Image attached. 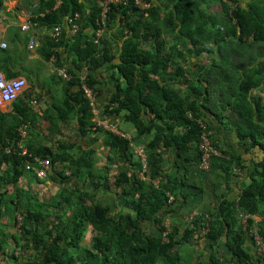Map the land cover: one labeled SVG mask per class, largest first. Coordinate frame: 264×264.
<instances>
[{"label": "trees", "instance_id": "1", "mask_svg": "<svg viewBox=\"0 0 264 264\" xmlns=\"http://www.w3.org/2000/svg\"><path fill=\"white\" fill-rule=\"evenodd\" d=\"M3 1L0 0V9ZM56 1L22 0L23 8L36 17L33 21L40 27L48 32L54 26L62 28L58 41L50 34L44 37L39 56L45 61L53 56L60 64V53H65L72 59L73 68L68 69L70 79L63 84L61 99L42 118L29 106L30 91L12 103L11 115L0 114V221L6 218L17 227L11 233L0 222V261L4 259L11 264H264V258L250 250L254 226L264 241V144L259 141L264 136V105L254 100L252 103L248 95L250 89L264 81L250 82L246 74L245 79L239 76L233 79L224 64L229 59L246 62L264 58V47H261L264 46V0L249 4L244 0H145L151 5L145 10L134 6L131 0L127 7H110L105 34L97 44L93 37L101 11L98 1L103 0H60L55 7ZM214 5L220 6L219 14L209 12ZM75 14L79 15L74 21L78 31L69 35L64 22ZM215 52L224 63L213 59L208 66L195 65L192 72L184 67L186 58L198 61L204 54ZM114 60L117 63L113 64ZM105 63L123 79V83L117 80L106 113L110 116L123 112L137 136L149 137L144 148L145 168L139 157L135 160L128 139L110 131L92 129L93 114L81 86L94 89L95 70ZM240 66V71H244V65ZM14 76L16 73H7L6 77ZM204 111L217 116L226 111L238 115L244 126L238 132L239 137L250 138L254 145H259L263 156L251 168L242 166L234 158L240 168L247 170L249 180L238 198L223 197L213 212L193 216L190 227L182 231L165 227L163 218L167 211L164 208L169 206L168 194L174 192L176 182L166 177L154 184L161 176L164 150L174 148L178 155L194 151L200 164L201 129L197 121L204 122L210 130L202 120ZM72 116L77 118L82 137L91 142L98 140L97 136L91 138L92 134L103 137L102 146L109 150V155L101 169L96 168L94 149L78 147L80 153L70 154L62 144L57 148L35 145L41 137L32 128L40 119L54 129ZM23 124L29 126L27 138L22 142L26 154L5 153L4 148L17 146L18 128ZM211 144L218 149L212 141ZM34 156L49 159L51 166L59 163L71 174L58 173L63 187L43 202L18 186L19 178L25 174L26 166L32 164ZM139 172L143 178L138 177ZM72 179L75 184L69 185ZM51 180L55 182L56 178ZM88 183L94 189L119 190L118 196L127 212L114 218L109 206H103L95 200V195L82 189ZM244 217L246 227L242 223ZM148 221L158 226L157 234L145 231L143 223ZM205 223L207 231L202 233ZM87 229L92 236L89 245L84 247ZM164 233H167L165 240ZM196 234L202 236L208 251L191 246ZM10 242L14 249L8 251ZM181 246L190 248L187 258L182 255ZM25 249L30 252L15 254L16 250Z\"/></svg>", "mask_w": 264, "mask_h": 264}, {"label": "crops", "instance_id": "2", "mask_svg": "<svg viewBox=\"0 0 264 264\" xmlns=\"http://www.w3.org/2000/svg\"><path fill=\"white\" fill-rule=\"evenodd\" d=\"M252 1L253 0H244L247 4L252 3ZM30 16H32V22L35 23V25L23 31L21 25H23ZM35 18L33 14L23 8L22 0L3 1V6L0 9V44L5 43L6 48H1L0 46V73H2L5 78H7V73H16V76L13 78L25 79L26 87L16 101L23 98V93L25 91H30L29 101L35 100L37 104L36 107H33L29 102V106L34 113L42 118L44 112L49 113L52 111L54 103H57L61 99L63 84L70 79L68 69H72L73 65L71 63L72 59L67 57L65 53H60V64H57L58 62L53 56L49 61H45L39 56L38 49L42 40L49 32L34 22L33 20ZM31 39H33L36 44L32 51L28 50V43ZM146 48H149V44ZM4 51L8 53L5 55ZM256 51L257 49L254 48V52ZM220 57L219 53L215 52L213 54H204L198 61L194 58H189L187 61L186 58L184 67L186 69L188 67L192 72L195 69V65L208 66L213 59H216L219 63H224L225 61H221ZM115 63L117 62L114 60L113 64ZM224 64H227L226 67L230 70L233 79L238 76L241 79H245L246 74L250 82H257L262 79L264 81V58L262 57H259L258 60L255 59L246 62L231 61V59H229ZM241 64L244 65V71H240ZM60 68L65 69L68 73L67 80L61 78L57 74V69ZM77 74H80V72H77ZM94 74L97 79L95 90L92 88L96 93V115H93L92 121L94 123L95 121H106L120 133V136L128 139L130 141L129 146L131 152L134 154L136 160V157H138L136 152L139 149H143L144 151L146 144L150 140L149 137L144 135L137 136L135 129L125 121L123 112L110 116L106 113V107L110 105V99L116 90L115 84L117 80L123 83V79L117 73L116 69L110 67L109 63H105L97 68ZM248 95L252 103L254 100L257 101L259 105H264V84L250 89ZM12 113V103L0 105V114L11 115ZM202 120L209 125L212 143L219 150L228 153V155L221 154L219 157L211 158L209 168L203 169L200 167L194 151L178 155L174 148L164 150L161 176L154 181V184L157 185L159 181L165 180L166 177H170L171 180H175L176 182L174 192L168 194V199L169 197L173 198L172 202L169 203L168 207L164 208V210L167 211L163 218V226L165 227H176L182 231L190 227L195 214L213 212L218 202L223 197H229L230 199L238 198V195L241 193V188L249 182L247 170L245 168H240L239 165L242 164V166L244 165L245 167L251 168L256 162L260 161L263 156L259 145H254L250 138L243 139L239 137L238 132L243 131L244 126H242V120H239L238 115H233L232 113L230 114L229 111H226L220 116H217L215 113L204 111ZM25 125L26 133H28L29 126L27 124ZM35 126L36 127L32 128V130H38L41 137L39 143L35 142L36 146L40 144V146L57 148L62 144V148H66V151L70 154L80 153V151L78 152V147L82 149H94L96 168L101 169L107 164L106 158L107 155H109V150L102 146L103 137L99 134H92L91 138L94 136L98 137V140L93 142L89 141L87 137H82L78 131L76 116H72L65 122L59 123L54 129L43 119H40ZM97 129L104 130L103 128H96V130ZM25 138H27V134ZM24 139L21 140L20 138L23 149H25L22 144ZM259 141L264 144V136L260 137ZM59 151H62V149H59ZM236 157L239 159V165L234 161ZM30 165L31 164H28L26 166L27 169L25 174L19 178L18 186L24 191L31 193L33 196L53 189L55 193L51 194V196H55L59 189L63 187L58 181V173H63L65 176L71 175L67 168L56 163L54 166H50V170L45 179H39L33 174V171L38 165ZM51 177L56 178L55 182L51 180ZM138 177L143 178L141 172L138 173ZM70 184H75L74 179L71 180L69 185ZM82 189L86 190V192L91 195H95V200L103 206H109L110 214L114 218L120 213L127 212L128 210L123 206L122 200L118 196L119 190L116 188L111 187L105 189L99 187L98 189H94L92 184L88 183V185L83 186ZM39 201L43 202L41 200ZM0 222L2 225L4 224L7 229L12 228V224L9 223L8 220H6V222ZM15 228L17 227L15 226ZM143 228L147 233L152 235L157 234L159 230L158 226L150 221L143 223ZM87 231H89V229H87ZM200 234H196L192 238L191 246L193 247L196 245L194 249L198 251L204 248L205 251H208V245ZM250 243V250L255 253L251 238ZM218 252L220 255L222 254L221 251Z\"/></svg>", "mask_w": 264, "mask_h": 264}, {"label": "built area", "instance_id": "3", "mask_svg": "<svg viewBox=\"0 0 264 264\" xmlns=\"http://www.w3.org/2000/svg\"><path fill=\"white\" fill-rule=\"evenodd\" d=\"M130 1L131 0H103V1H98L99 6L101 8V11H100V15H99L98 19L96 20V28H95L94 37H93V42L95 44H97L99 39L104 35L105 29H106L107 14H108L110 7L113 5H122V6L127 7L130 4ZM132 2L134 3V6L139 7L140 9H143V10L148 9L151 6L145 0H132ZM60 3H61V1L57 0L55 7H57ZM144 15L146 16V14H144ZM78 18H79L78 14H75L74 17L66 18V20L64 22V26L68 27L69 35H74L75 33H77L78 25L76 23H74V21ZM33 25H35V23L32 22V16H30L29 19L23 25H21V29L23 31H26L29 28H31ZM61 31H62L61 26H54L49 31V34L54 41H58V39L61 35ZM0 46H1V48H6L5 43H1ZM35 46H36L35 41L33 39H31L28 43V50L32 51L35 48ZM57 74L65 80L68 79V73L63 68L57 69ZM25 87H26L25 79H23V78L7 79V78H5V76L2 73H0V105L15 102ZM81 90L83 91L85 97L88 99V104H89V107L91 109L92 114L96 115V110H95L96 93H95V91L91 87H88L87 85H82ZM30 104H31V106L36 107L37 103L35 100H32V101H30ZM197 122L199 124L200 129H201V138H200V143H199L200 167H202L203 169H208L209 165H210L211 158L221 156V152L212 146V144H211V131L208 129V126L200 120H198ZM96 128H103L104 130L111 131L114 134L118 133L115 130V128H113L109 123H107L106 121H103V120L95 121L94 127L92 129L94 130ZM18 133H19V137L21 138V140L25 138V136L27 134L25 124L22 125L18 129ZM119 134L120 133H118V135ZM21 140L17 143L16 147H13V148L6 147L4 149L5 153L15 154V153H17V151H19V153L21 155L26 154V150L22 148ZM136 155L139 157L140 162L143 164V167H145L146 157H145L143 149H139L136 152ZM32 164L38 165L34 171L32 169L35 177H37L39 179H45L47 177L49 170H50V166H51L50 160L49 159L42 160L39 157L34 156ZM172 199H173L172 197H169L168 204L170 202H172ZM244 218L245 219H243L242 223H243L244 227H246L247 226L246 217H244ZM17 219L20 221V217H18ZM205 219L207 220V215H205ZM255 219H256V221L259 220L258 217H256ZM206 231H207V227H206V223H205V227L202 229V233H204ZM166 234L167 233L163 234L164 240H165ZM250 237H252V242L254 243L253 247L255 249L256 255L264 258V241L260 237V235L258 234L255 226L253 229H251Z\"/></svg>", "mask_w": 264, "mask_h": 264}, {"label": "rangeland", "instance_id": "4", "mask_svg": "<svg viewBox=\"0 0 264 264\" xmlns=\"http://www.w3.org/2000/svg\"><path fill=\"white\" fill-rule=\"evenodd\" d=\"M209 12H211V13H215V14H219L220 13V6L219 5H214V6H212L210 9H209ZM55 192H54V189L53 190H50V191H47V192H44V193H39L38 195H35L39 200H41V201H45V200H47L50 196H51V194H54ZM3 222H6V218L5 219H3L2 220ZM9 222V221H8ZM9 223H11L12 224V227H15L16 225H15V223H13V222H9ZM7 231H9V232H11V233H14L15 231H17V228H9V229H7ZM91 236H92V233H91V231L89 230V231H87V234L85 235V240H84V247H87L88 245H89V241H90V238H91ZM186 246H181V252H182V255L184 256V257H186L187 258V256H188V252L190 251L189 249H187V248H185ZM6 249H8V251H10L11 249L13 250L14 249V247H13V244H12V242H10V244H8L7 245V247H6ZM30 252V250H27V249H25L24 251L23 250H16L15 251V254H19V255H21V254H27V253H29ZM190 255V254H189ZM0 264H11L10 262H8V261H6V260H2V261H0Z\"/></svg>", "mask_w": 264, "mask_h": 264}]
</instances>
